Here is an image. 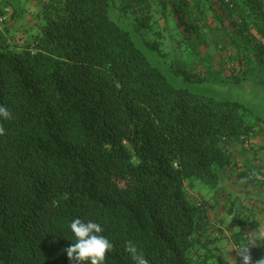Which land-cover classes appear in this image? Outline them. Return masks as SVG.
Segmentation results:
<instances>
[{"label": "trees", "instance_id": "trees-1", "mask_svg": "<svg viewBox=\"0 0 264 264\" xmlns=\"http://www.w3.org/2000/svg\"><path fill=\"white\" fill-rule=\"evenodd\" d=\"M224 9L240 35L264 44V0H56L22 43L10 18L0 25V105L13 114L0 121V264H71L64 249L77 217L101 224L113 243L104 264H134L129 240L149 264H228L209 244L250 242L258 223L231 193L230 217L212 227L186 188L201 181L212 196L227 187L226 144L253 137L261 120L171 81L240 77L192 68L201 59L192 35L209 33V17L223 26ZM250 171L234 176L264 188L245 181ZM259 247L249 248L255 263Z\"/></svg>", "mask_w": 264, "mask_h": 264}, {"label": "rangeland", "instance_id": "rangeland-1", "mask_svg": "<svg viewBox=\"0 0 264 264\" xmlns=\"http://www.w3.org/2000/svg\"><path fill=\"white\" fill-rule=\"evenodd\" d=\"M22 14L23 13H21V15ZM191 15L192 14H190V16L188 15L190 21H192ZM220 15L223 20V26L221 27L234 37L237 44H240V47L237 48L231 41L227 40L223 36L221 32L222 29L218 22L214 21L213 17H209L206 22L209 33L206 35L193 34L191 37V46L197 49L201 55V59L197 60L192 68L199 70L201 73H209L211 76L216 75L214 72H219L221 75L226 76L228 74L230 75L232 72L238 71L240 77H237V80L231 79L225 83H184L180 79H176L177 82L171 81L175 85L180 84L194 93L238 102L244 107L249 108L253 117L259 118L261 124H264V44H262L257 37L248 36L246 34L240 35L237 32V28L231 27L229 24L231 18L225 9ZM32 20L36 21L34 18H32ZM0 30L2 35L7 36L8 32L5 31L4 28ZM24 31L25 33L29 32L26 30ZM25 33L22 34L21 38H19L20 34H14V36L18 37L19 41L22 43L28 38ZM26 40L31 41L30 38ZM220 41H222L223 44L218 45ZM238 50L241 51L239 52ZM141 51L146 55L145 50L143 51L141 49ZM153 56L154 54L147 55L150 62L152 61L151 64L162 72V69L159 67L160 65L153 61ZM204 59H206L207 63L202 61ZM164 73L167 76L165 71ZM203 187H205V185L201 181H196L194 186H187L186 191L189 198H192L193 201H197L198 207L204 208L206 211V219L213 227L214 223H216V205L211 208L209 203L213 200L216 201V194L210 197L205 192L206 188ZM208 230H211V228ZM208 230L207 233L209 237L213 238L214 234H212V231L210 232ZM228 244H230V242L227 243L223 240L217 243L212 242L209 246L212 248L214 254H216L217 248V250L219 249L226 252V256L230 257L229 255L231 253L228 252Z\"/></svg>", "mask_w": 264, "mask_h": 264}, {"label": "crops", "instance_id": "crops-1", "mask_svg": "<svg viewBox=\"0 0 264 264\" xmlns=\"http://www.w3.org/2000/svg\"><path fill=\"white\" fill-rule=\"evenodd\" d=\"M55 1L56 0H0V8L9 11L6 19L10 18L8 24L9 26H11V24L13 25L11 27L13 32L19 31L25 33L24 30L30 31L31 26L35 22L32 18L36 19L38 13H41L47 5L54 4ZM21 13L23 14L21 15ZM18 17H20V20L16 22ZM21 18H23V20ZM254 132L251 138L250 148L245 149L238 141H230L226 144L227 153L230 157V166L228 169L230 179L228 180V186L221 188L216 194L218 203L214 204V200L210 202L213 203L214 206L216 205V226H219L217 224L219 219L226 221L230 217L225 213V204L223 201L224 197H228L230 193L231 198H233L232 200L242 207L244 214H252L253 218L258 223V227L248 232L245 239L242 240V243L247 239H252V233L256 234L264 231V188L245 186L239 181L240 179L234 176L237 172H240L242 168L264 171V124L262 123L260 127H256ZM247 208H250V210L247 211ZM235 230L236 229H234V231ZM225 234L229 236L230 232L225 231ZM224 241L227 243L230 242V244H228V252L231 253L229 255L230 257L226 256V252L219 249L217 250V248L216 255H219L222 260L228 264H242V258L237 256L235 250L239 246L233 243L230 237L224 239ZM259 246L255 256L260 261L264 259V243H260ZM251 264H257V262L255 263L251 260Z\"/></svg>", "mask_w": 264, "mask_h": 264}, {"label": "clouds", "instance_id": "clouds-1", "mask_svg": "<svg viewBox=\"0 0 264 264\" xmlns=\"http://www.w3.org/2000/svg\"><path fill=\"white\" fill-rule=\"evenodd\" d=\"M13 114L3 105H0V121L12 120ZM5 134L3 124L0 123V136ZM249 180H264V175H261L256 170L249 172L244 178ZM70 228L76 241L69 245L64 251L71 264H104L106 254L114 249L113 243L102 235L104 229L101 224L94 221H83L79 217L71 221ZM264 243V231L254 234L253 238L246 245L236 248L237 256L242 258V264H251V256L249 254L250 246ZM125 251L130 255L134 264H149L148 259L137 245L129 240L125 245ZM257 264H264V259L257 261Z\"/></svg>", "mask_w": 264, "mask_h": 264}, {"label": "built area", "instance_id": "built-area-1", "mask_svg": "<svg viewBox=\"0 0 264 264\" xmlns=\"http://www.w3.org/2000/svg\"><path fill=\"white\" fill-rule=\"evenodd\" d=\"M9 11L7 9H1L0 8V25L6 20L8 16ZM252 138V134L249 136H243L241 137V144L243 147L248 148L250 146V139ZM263 181V180H259Z\"/></svg>", "mask_w": 264, "mask_h": 264}]
</instances>
